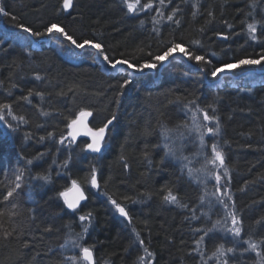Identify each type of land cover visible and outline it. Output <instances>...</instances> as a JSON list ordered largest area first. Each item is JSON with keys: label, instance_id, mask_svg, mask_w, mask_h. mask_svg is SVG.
Returning a JSON list of instances; mask_svg holds the SVG:
<instances>
[{"label": "trees", "instance_id": "obj_1", "mask_svg": "<svg viewBox=\"0 0 264 264\" xmlns=\"http://www.w3.org/2000/svg\"><path fill=\"white\" fill-rule=\"evenodd\" d=\"M147 3L157 8L154 33L137 28V19L126 16L114 0H73L67 11L63 0H1V7L10 13L0 16L7 29H19L16 24L23 23L44 32L47 25L57 23L78 42L100 43L113 61L126 59L136 65L151 62L175 42L204 56L206 63L173 56L160 70V63L153 69V77L159 73L155 82L144 81V74L139 78L128 73L109 77L115 74L101 66L95 50L76 53L56 33L49 45L58 37L64 51L43 42L38 49H19L20 41L29 42L27 36L18 32L16 41L0 33V104H10L13 115L23 116L25 121L12 116L6 117L7 123L0 121V264H57L58 246H68L69 257L79 255L73 241L80 234L79 243L92 248L97 264L108 260L109 264H141L139 240L153 254L152 264H218L213 253L220 244L235 249L227 254L229 264H258L255 252L245 251L248 245L244 241L262 237L247 234L256 232V223L264 230V61L234 68V76L244 77L235 83L225 75L210 85L203 74L212 80L217 78L211 75L213 67L264 55V0H164L163 4L141 0V5ZM249 24L256 25L255 40ZM46 35L31 36L37 40ZM100 59L104 60L101 54ZM125 79L132 83L121 89ZM142 82L153 88L159 82L167 99L146 94ZM213 91L222 99L218 106L220 131L204 141L203 161L193 155L197 152L193 148L184 154L187 169L178 165L176 157L175 170L167 163L174 160L166 154V140L158 136L159 124L170 129L181 123L185 129L186 119L177 116L170 101L186 99V104H196L195 98L206 100ZM85 107L93 111L96 125L117 112L98 154L85 152L86 139L72 143L66 138L68 125ZM168 140L176 141L174 137ZM214 143L224 153L227 176L223 168L208 162L212 157L209 147ZM199 147L201 151V143ZM199 163L202 168H197ZM189 168L193 169L191 176ZM93 170L98 190L90 183ZM51 173L53 177L41 179ZM213 173H219L220 190L228 193L227 209L201 197L204 189L216 192ZM18 175L22 177L19 181ZM74 180L90 191L79 209L70 211L59 193ZM15 183L21 188L5 201ZM26 183L38 186L26 190ZM169 189L178 198L176 204L190 209L191 220L184 211L162 204ZM199 199L208 203L206 210L192 208ZM111 200L126 207L129 222L118 216ZM228 211H235L242 222V234L236 239L226 231L232 227ZM89 213L88 220L79 219ZM217 220L221 224L205 236ZM78 225L89 229L88 233L75 231ZM258 250L264 252L262 246ZM68 259L63 264H72Z\"/></svg>", "mask_w": 264, "mask_h": 264}, {"label": "snow or ice", "instance_id": "obj_2", "mask_svg": "<svg viewBox=\"0 0 264 264\" xmlns=\"http://www.w3.org/2000/svg\"><path fill=\"white\" fill-rule=\"evenodd\" d=\"M123 3L126 5L128 12H130V13H135L138 10V6H139V10H141V11L146 9V8L147 9L152 8L151 3L141 5V0H123ZM160 3L163 4L164 0H160ZM62 7L65 11H67L68 9H71L73 7V0H63ZM0 15L9 16L10 13L5 11V9L3 7H0ZM12 19L15 20L16 18L13 16ZM168 19L171 20L172 17L169 16ZM141 23H143V21H141ZM16 27L21 29L23 32L31 34L33 36H41L44 34L51 35L53 32H57V33L61 34L65 40L70 41L71 44L74 45L76 48L82 49L87 45V46H90V47L96 49V51L103 56L104 61L107 62L108 64H110L113 68H115L117 66V64H125L129 68H132L138 72H142L146 68H153L154 69L157 67L158 63L166 61L177 50L181 51L189 59L195 60L197 63H206L204 56L191 53L188 50L184 49L181 46V44L175 43V42L171 43V45L167 48L166 51L152 57L151 62L145 61L143 64L136 65V64L130 63L126 59L113 61L112 59L109 58V56L107 54H105L104 48L100 43H92L89 40H84L82 43L78 42L71 35H69L64 30V28L60 27L57 23H51V24L47 25L44 29V32L34 31L30 26H26L23 23H17ZM248 31H249V34L251 35V38L253 40H255L256 39L255 33L257 31L256 25L255 24H249L248 25ZM224 38L227 39V37H224ZM194 43H199V41H195ZM262 61H264V55H261L258 59H251V58L240 59V60L236 61L234 64H224L221 67H213L211 70V75L213 77H215L220 72L232 71L234 68H239L243 65H259V64H261ZM36 78L40 79L39 76H37ZM131 83H132V81L130 79H125L119 85V87L121 89H123V88L127 87L128 85H130ZM29 95H31V93H29ZM37 95H41V94L37 93ZM23 99H27V97H24ZM192 103H194V102H192ZM209 107H211V105H209ZM198 111H203V119L205 121H216V126H215V128H212V127H207L206 125H200V124L196 123V116L194 115L193 116L194 128L192 130L200 132L201 127H206L208 133H212V134L219 133L220 124H219L218 118L215 117L214 115H209L207 111H204L202 109H198ZM213 111H215V109H213ZM7 116H12V119H14V120L19 119L21 122H25L23 116L16 117L15 115H13L12 108H11L10 104H0V121H5V123H7V119H6ZM90 116H92L91 111H87V110L82 109L79 112L78 117L76 119L72 120L71 124L68 125V127L72 129V131L69 133V135L72 137L73 140H75L76 137L80 134L79 129L81 127L87 129L85 134L90 135L92 138V142L88 143L86 145L87 149L91 150L92 152H100L101 148L103 146L104 140H105L106 129H108L109 126L113 124V122L117 119V116L115 113H113L111 118L107 119L106 123H104V125L102 127H99L95 131H93L91 128H88V126H87L86 121H87V118ZM8 127L12 128V125L8 124ZM185 127H187V125H185ZM13 130H15V129L13 128ZM167 131H170V130L165 129V133ZM181 135H183V134H181ZM61 142H63V141H61ZM200 143H201V146H203L204 140H203V133L202 132L200 133ZM165 148L167 149L166 154H170L172 156H175V157H177V159L181 158V157L177 156L176 150L169 147L167 144H165ZM211 151H212V157L208 162L214 166H217L219 168H223L224 169V175L227 176L228 175V169L225 165V156H224L223 151L220 150L218 145H216L215 143L212 144ZM182 158L184 160L188 159L187 157H182ZM28 163L31 164L32 161L29 160ZM125 166H127V165H125ZM188 173L191 176L193 174V169L189 168ZM213 175L215 176V180L217 182V185H219V183L221 181V176L219 175V173H213ZM21 178L22 177L20 175H18L16 177V180L19 181V180H21ZM41 179L48 180V177L44 176V177H41ZM90 183H91L92 187H99L95 170H93V172L91 174ZM19 188H21V184L15 183L14 186L11 187L7 191V194L4 196V200L8 201L9 198L13 197V195L17 192V189H19ZM217 191L218 192L220 191L219 187H217ZM68 192L73 193L72 198H69ZM59 195L64 198V203L67 205V207L69 209H72V210H75L79 206L80 202L86 199V196H85L83 189L75 180L72 181L71 189H68L65 192H61V193H59ZM229 199H231V197H229ZM164 200L166 202H169V203H178V198L176 195L173 194L171 189H169L167 191V194L164 195ZM111 203L113 205H115L116 210L120 213L121 216L129 218L128 212L125 210L124 207H122L115 200H111ZM220 203L224 205L225 209H227L229 207L228 204L224 200H220ZM90 216H91V213H89L87 216L82 215L79 217V219L81 221L88 220ZM227 218L231 219L232 227L226 228V231L232 233L235 237H240L242 234V227H241L242 222L238 219L235 211H228L227 212ZM227 218L225 219V225L227 224ZM129 220H130V218H129ZM220 224H221V221L217 220L215 222V224L213 225V228L208 229V231H206L204 233L205 236L208 234V232H211L213 229H215ZM197 231H201V229H197ZM84 232H87V228L84 229ZM5 235L6 236L10 235V233H6ZM81 239H83L82 234H80L77 237V239L73 241V246L80 249L79 255L78 256L73 255V256L69 257V259L72 261V264H94L92 248L86 247V246H83L82 244H80L79 241ZM203 239H204V237L202 236L200 238V240L196 241V243L200 244L203 241ZM139 242L141 245H143V243H144L143 240H140ZM244 243L248 245V247L245 249V251L251 250V251L255 252V254L258 258V264H264V252H261L258 250L261 247V245H264V238H262L260 241H253L252 239H248V240H245ZM25 246H27V245H25ZM144 251H145V253H147V256L149 258L152 257L153 254L148 250L147 247L144 248ZM234 251H235L234 248L229 247V248L225 249L224 245L220 244L216 248V251L213 253V256L217 257L218 264H229V259L227 258V254L233 253ZM139 259L143 262L145 257H140Z\"/></svg>", "mask_w": 264, "mask_h": 264}, {"label": "bare ground", "instance_id": "obj_3", "mask_svg": "<svg viewBox=\"0 0 264 264\" xmlns=\"http://www.w3.org/2000/svg\"><path fill=\"white\" fill-rule=\"evenodd\" d=\"M114 1L120 5V7L122 8V10H123V12H124V14L126 16L131 17V18H134V19H137V22H135L136 25H137V28H139L141 30H144V31H148L149 33H154L155 32V27H154V23H153V16L156 17V15H157V11H156L157 8H155V7H152L150 9H147L146 8V9H144L142 11L139 10V8H138V10L135 13H130V12H128V9H127L126 5L123 3V0H114ZM0 7H1V0H0ZM0 16H2V15H0ZM142 16H148V17H147V19H145ZM141 21H143V23H141ZM18 32H22L25 36H27L30 39L29 42H27V44L26 43H22L20 41L19 49H24L27 46L28 47H32L33 49H38L40 47L41 42H43L42 45L48 46L49 45V40H50L51 36L53 34H55V33L58 34L62 39H64V37L61 34H59L57 32H53L51 35L47 34L46 36H43V37L38 38L37 40H35V39L32 38L31 34L25 33L21 29H7L5 27V25L3 24L2 19L0 17V33L5 34L8 37V39H10V40L19 41L18 38H17V33ZM52 41H51V43H50L49 46L53 45V47L54 48L56 47V49H58V51H64L59 46V45H63V44L61 43V41L59 40L58 37H55ZM71 47H72V49L76 53H80L85 48H89V46H87V45L84 48H82V49L81 48H76L72 44H71ZM99 55H100V53H99ZM173 56L184 57L185 55L181 51H179V50L175 51L173 53V55L170 56L166 61L161 62L159 64L158 69L160 70L169 61V59L171 57H173ZM73 61H75V60H73ZM81 61H83V59ZM81 61H78V62H81ZM99 63L104 68L103 64L101 62H99ZM106 69H107V73L115 74V75H109V77H113V76L114 77H117V74L118 73H120L121 75L123 73H128L129 75L134 76V77H137V78H139L141 75L144 74L145 75L144 76V81H146V82L148 80L150 82H155L159 78V77H157L159 75V73L156 75V77H153L152 75H154V73L150 74L146 70H144L142 72H138V71H135L132 68H129L125 64H118L115 68H113V67L112 68L106 67ZM201 72H203V71H201ZM224 73H225V71L218 73L217 74V78L215 77L212 80H209V78L206 75L203 74V79H204L205 83H209L210 85H214V84H217L219 81H221L222 80V77H225ZM241 76L238 75V76H235L234 77L233 74H228L227 75V77L231 78V81L230 82H232V83H235L238 79L240 80V79H243L244 78V77H241ZM140 79H143V78H140ZM173 79H175V78H173ZM141 84L144 85V91H145L146 94L154 95V97L156 99L157 98L158 99H163V100H166L167 99L168 94L165 92V90H163L160 87L159 82H156V83L153 84L154 88L152 86H150L149 83L146 84V83L142 82ZM149 89H151L152 91L151 92L148 91ZM212 93H213V96H211L210 98H207L206 100L195 98L196 100L195 99L194 100L196 101L195 102L196 104H186L185 103L186 102V99H180V100L174 99V100L170 101L171 105L174 106V110L178 114L177 116H180L181 118H185L186 119L185 125H187V127H185V129H182L180 127L181 123H179L177 127H172V128L169 127L170 129H168L167 127H164L163 126L164 123L163 124L160 123L159 125H160L161 129L159 130L158 136L161 137L163 140H166V143L167 144H170L171 143L172 146H174V147H177L178 146V147L183 148V149H186V147H184L182 145V143H181V142L187 141V133L188 132L186 131V128H188L190 131H192V134H193L194 138L196 140H198L199 142H200V133L201 132L203 133V140L204 141L205 140H209L212 136L210 135L211 133H208L207 132V128L206 127H201L200 132L193 131L192 129L194 128V124H193V116L194 115L196 116V123H198L200 125H206L207 127H212V126L215 127L216 126V121H205L203 119V111H198V109H202L204 111H207L209 115H214L215 117L218 118V120L221 121V118H222L221 117V114H220L221 111H219L218 106H219L220 102L222 101V99H220V96L215 91H213ZM209 105H211V107H209ZM85 108L87 109V111H91L92 112V116H90V118L88 119V121H90L89 122L90 125L87 123L88 126L91 129H97L99 127H102L104 125V123H106V121H104L101 124L96 125L94 122H98V121L97 120H95V121L93 120V111L90 110L87 107H85ZM213 109H215V111H213ZM114 113L117 114L116 111ZM189 117H191V119H189ZM91 122L93 123V125L95 127L91 125ZM165 129L170 130V131H167L165 133ZM110 131H111V125L109 126L108 129H106L104 142L106 141L107 136L110 135ZM181 134H183V135H181ZM172 137H174L176 139V141H174V140L173 141L168 140V138H172ZM82 139L84 141V138H82ZM178 152H182V151H178ZM94 154H98V153H94ZM168 156L171 159H173L174 161L171 162V164H170V162H167V163L171 167H173V168L175 167V170H177L178 165L180 167H182V168L185 167L186 169H187V166H189V161L188 160L178 161V165L177 164L175 165V163H177L176 157L175 156H172L170 154H168ZM164 158H165L166 161H170V159L167 156H165V155H164ZM200 167L202 168L203 165L201 163L197 164V168H200ZM216 168H217V166H216ZM179 170H180V168H179ZM199 172L200 171H198V169H197L196 170V173L199 174ZM31 175L34 176V177H37L38 179H40V176L36 172H32ZM46 176L47 177H53L54 175L51 173V174H48ZM188 176H189V174H188ZM97 180H98V178H97ZM225 180H227V179L225 178ZM24 181H26V180H24ZM198 184H199V186H201V181H198ZM24 185H25V189L26 188L27 189H30L31 188L33 190L32 186L36 187V186H38V183H36V184L26 183ZM220 186H221V183H219V185H217V182H216V189H217V187L220 188ZM69 188H70V184L67 185L63 190H61L60 193L61 192H65ZM98 189H99V187H98ZM84 190H85V193H86V197L88 199V194H89L88 191H90V190L88 189V191H87L85 188H84ZM207 192H208V195H207ZM201 197H203V198L206 197L207 198L206 200H207L208 203L211 202L212 205L218 206L220 204V200H224L225 202L227 201L225 199L228 197V193L225 192L224 190H220L219 192L216 190V192L213 193L211 191H207V190L204 189V191L201 194ZM239 197L240 196L238 195L237 198H239ZM60 198L64 202V198L61 197V196H60ZM238 201L241 202V199H239ZM204 202H205V204H203ZM207 202L205 200H202L200 202V199L199 200H194L193 201V204H192V208H196V206H199V207H202V208L204 207V210H206L209 207V205H208ZM133 203H136V202H133ZM162 204L164 206H166V207H171V208H175V209L184 211V215L186 217L188 216L190 220H191V216H193V214L190 213V209L188 207H182L179 204L169 203V202H166L165 200L162 202ZM220 205H223V204H220ZM236 205H237V203H236ZM121 206L124 207L125 210L127 211V209H126L125 206H123V205H121ZM231 206H232V203H231ZM65 208L67 210H70V209H68V207H67L66 204H65ZM116 213H118V216L121 217L123 220H125L126 222H129V218H127V219L123 218L124 216H121L118 211ZM128 217H129V215H128ZM214 224H215V222H214ZM254 226L257 229L256 232H252V231L249 230V232H247V234L249 236H254V235L260 233L261 234L260 236H262L258 240V241H260L262 238H264V233H263L264 230L261 228L262 226L259 227L260 225H258L257 223ZM127 227L129 228L130 226H127ZM84 229L85 228L83 226L78 225L77 228H75V231H78V232H82V233H86L87 234L88 231H89V229H87V232H84ZM139 239H141V238H139ZM234 239H236V237H234ZM261 246H262V248H264V245H261ZM240 248H241V246H240ZM56 249L60 253L59 263H57V264L67 263L68 262L67 259L69 258L68 254L70 253V248L68 246H64L63 245V247L62 246H58ZM142 249L143 250L141 252V257H145V259H144L143 262H141V264L142 263H144V264H152L153 261H154V256L152 255V257L149 258L147 256V253H145V251H144V246L143 245H142ZM78 252L80 253V251H78ZM93 258H94V264H97L94 253H93ZM239 258H242V255L241 254L239 255ZM109 263H111V262H109V260H108V261H105L104 264H109Z\"/></svg>", "mask_w": 264, "mask_h": 264}, {"label": "rangeland", "instance_id": "obj_4", "mask_svg": "<svg viewBox=\"0 0 264 264\" xmlns=\"http://www.w3.org/2000/svg\"><path fill=\"white\" fill-rule=\"evenodd\" d=\"M139 8V7H138ZM118 65V64H117ZM106 67H110L109 65H108V63H106L105 62V69H106ZM149 69L150 68H146V71L148 72V73H150V74H152V73H155L154 72V70H153V68H151L152 69V71L153 72H150L149 71ZM107 70V69H106ZM228 74H232V72L231 71H225V74L224 75H228ZM235 77V76H234ZM188 133H187V141H185L186 143H187V145L185 146V147H187V150L186 151H182V152H178V151H180V148H173V146L171 145L170 146V144H167L169 147H171V148H173L174 150H176V152H177V156H179V157H181L180 159H178L179 161L182 159V157H184V154L185 153H187L190 149H193V148H195L194 150H196L197 152H195V151H193V155H195L196 157H197V159H198V161H203L202 159H203V153H204V150H203V148H204V145L203 146H201V151H200V147H199V144H200V142L198 141V140H196L195 138H194V136H193V134H192V131H190L189 129L188 130H186ZM167 150V149H166ZM209 150H210V152L212 153V151H211V147H209ZM71 151V152H70ZM70 153L71 154H73V152H72V149H70ZM76 152V151H75ZM72 183V182H71ZM77 251H80V249L79 248H77Z\"/></svg>", "mask_w": 264, "mask_h": 264}, {"label": "water", "instance_id": "obj_5", "mask_svg": "<svg viewBox=\"0 0 264 264\" xmlns=\"http://www.w3.org/2000/svg\"><path fill=\"white\" fill-rule=\"evenodd\" d=\"M218 37H219V36H218ZM219 38H221V37H219ZM70 45H71V42H70ZM89 48L95 50V52H96V59H97L99 62H101V63L103 64V66L105 67V61H103V60L100 59V55H99V53L96 51V49H94V48H92V47H90V46H89ZM149 71H150V72H153L151 68L149 69ZM224 74H225V73H224ZM77 117H78V116H77ZM89 118H90V117H88V118H87V121H86V123H88V124H89V122H90V121H88ZM88 124H87V126H88ZM89 125H90V124H89ZM88 128H90V127L88 126ZM79 130H80V134L76 137V139H77V138H81V137H86V138H88V139L90 140V143H91V142H92V138H91V136L85 134L86 131H87V129L81 127ZM92 130H93V129H92ZM71 131H72V129L69 128L68 133H67V136H68V138H70L72 141H75L76 139L73 140L72 137L69 135V133H70ZM93 131H95V130H93ZM86 150L92 152V151L89 150V149H86ZM94 153H97V152H94ZM71 187H72V185L70 186L69 189H71ZM95 188H97V187H95ZM83 191H84V190H83ZM84 193H85V191H84ZM68 196H69V198H72L73 193H72V192H68ZM85 196H86V193H85ZM86 198H87V197H86ZM85 200H86V199H85ZM85 200L81 201L80 204H79V206H80L82 203H84ZM79 206H78V207H79ZM78 207H77V208H78ZM68 209H69V208H68ZM71 210H72V209H71ZM123 218L127 219L126 217H123Z\"/></svg>", "mask_w": 264, "mask_h": 264}]
</instances>
